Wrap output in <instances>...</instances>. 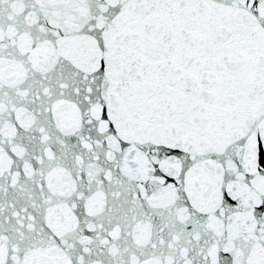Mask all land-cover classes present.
Segmentation results:
<instances>
[{"label": "snow or ice", "instance_id": "6c2138e0", "mask_svg": "<svg viewBox=\"0 0 264 264\" xmlns=\"http://www.w3.org/2000/svg\"><path fill=\"white\" fill-rule=\"evenodd\" d=\"M0 264H264V0H0Z\"/></svg>", "mask_w": 264, "mask_h": 264}]
</instances>
